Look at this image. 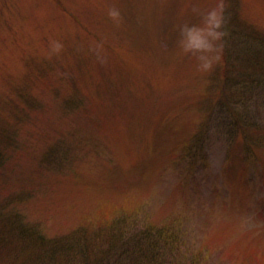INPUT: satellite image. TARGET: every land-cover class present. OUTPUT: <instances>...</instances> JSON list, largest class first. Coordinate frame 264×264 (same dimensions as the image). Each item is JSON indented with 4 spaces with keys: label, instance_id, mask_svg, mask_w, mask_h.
<instances>
[{
    "label": "rangeland",
    "instance_id": "1",
    "mask_svg": "<svg viewBox=\"0 0 264 264\" xmlns=\"http://www.w3.org/2000/svg\"><path fill=\"white\" fill-rule=\"evenodd\" d=\"M217 3L0 0V264L17 218L50 239L166 229V264H264V0H224L222 58L200 73L178 26Z\"/></svg>",
    "mask_w": 264,
    "mask_h": 264
},
{
    "label": "trees",
    "instance_id": "2",
    "mask_svg": "<svg viewBox=\"0 0 264 264\" xmlns=\"http://www.w3.org/2000/svg\"><path fill=\"white\" fill-rule=\"evenodd\" d=\"M5 216L0 214V220L6 222ZM97 217L107 219L101 212ZM10 220L14 236L8 234L2 247L6 252L16 246L11 264H166L161 259L170 242L168 231L155 230L152 225L132 234L131 226L125 229L124 220L116 225L98 221L95 225H81L64 239H50L41 236L36 228L21 224L18 218Z\"/></svg>",
    "mask_w": 264,
    "mask_h": 264
},
{
    "label": "clouds",
    "instance_id": "3",
    "mask_svg": "<svg viewBox=\"0 0 264 264\" xmlns=\"http://www.w3.org/2000/svg\"><path fill=\"white\" fill-rule=\"evenodd\" d=\"M226 7L224 0H219L215 7L200 14L199 23L191 25L184 23L178 26V47L182 54L195 58L196 69L200 73H210L222 58L228 35ZM192 11L198 13L199 9L193 6ZM107 14L110 19L119 24L121 20L119 9L114 6L110 7ZM63 48L64 45L61 42L51 40L49 58L52 55H59ZM89 50L96 55L101 64L107 63V57L101 44L94 43Z\"/></svg>",
    "mask_w": 264,
    "mask_h": 264
}]
</instances>
